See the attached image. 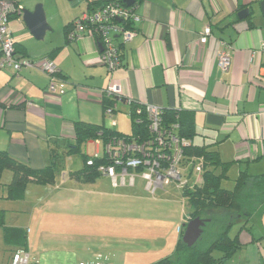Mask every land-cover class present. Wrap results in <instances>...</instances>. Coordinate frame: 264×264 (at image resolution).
<instances>
[{
    "label": "crops",
    "instance_id": "obj_1",
    "mask_svg": "<svg viewBox=\"0 0 264 264\" xmlns=\"http://www.w3.org/2000/svg\"><path fill=\"white\" fill-rule=\"evenodd\" d=\"M105 1L108 0H88L86 9L74 19ZM261 1L137 0L136 12L141 17L135 25L137 35L122 46V64L113 72L99 63V44L94 38L85 36L69 40V24L74 19L68 20L58 40L44 48L37 46L33 37L20 29L21 22L25 23L22 15L15 13L9 25L13 19H18L19 30L12 23L10 29L17 44V56L51 59L60 69L67 89L63 94L49 91L50 77L37 69H23L17 77L12 67H0V150L34 169H43L57 161L59 152L73 155L68 145L75 140V122L104 124L119 133L130 134L132 106L128 99H132L142 105L152 104L166 111L182 112L195 123L194 143L218 152L220 160L231 163L230 169L235 168L237 176L240 171L264 174V50H260L264 43V15ZM20 6L23 9L22 1ZM244 9H249V15L241 19L239 14ZM207 28L211 35L203 44L200 39ZM116 42L121 45V38L116 37ZM226 47L230 49L232 61L231 66L223 70L219 54ZM113 83L120 85L123 97L115 102L116 110L108 117L104 114L102 91ZM125 117L130 120V132H126L129 125L124 123ZM95 141L97 155L99 143ZM92 142L89 140L84 145L87 147ZM191 161L186 158L182 166L188 181L197 175ZM69 173L62 179L58 175L53 184L27 186L25 199L15 201L24 206L23 216L14 206L2 203L15 212L10 227L27 231L26 252L33 264L50 263V255L58 252L51 250L55 242L64 245L63 240L97 237V226L92 229L85 224V219H81V225L69 219L73 210L70 196L75 182L97 186L109 177L103 175L94 183H82L70 178ZM138 180L136 185L146 188L144 181ZM197 180H201L200 175ZM117 186L125 188L127 185ZM29 197L28 206L24 201ZM182 199L185 201L183 195ZM262 210L264 206L257 214ZM60 211L65 212L63 222L56 214ZM27 214L29 219H26ZM183 221L174 229L165 224L160 229L146 230L151 232V237L155 233L162 236L164 250L123 263L152 264L168 256L171 250L165 249L174 250ZM248 228L250 230L240 234L241 249L247 250L244 257L239 249L226 264H264V237L254 235L252 225L248 224ZM14 252L10 251L7 264L12 263ZM122 253L128 254L127 251ZM113 254L91 252L90 256H102L104 260L81 259L78 264H114L113 258L117 257ZM61 261L68 263L62 256Z\"/></svg>",
    "mask_w": 264,
    "mask_h": 264
},
{
    "label": "trees",
    "instance_id": "obj_2",
    "mask_svg": "<svg viewBox=\"0 0 264 264\" xmlns=\"http://www.w3.org/2000/svg\"><path fill=\"white\" fill-rule=\"evenodd\" d=\"M9 1L19 8L22 0ZM111 1L123 3V0H108L101 4L98 3L97 7ZM76 19L69 24L71 30ZM121 57L123 58V54ZM118 99L114 95L106 94L102 100L104 109L110 107L114 113L115 102ZM128 103L132 106V132L130 134L119 133L104 124L96 125L78 121L74 123L75 140L68 145L70 153H81L83 145L89 140L99 139L104 143L113 136L147 138L149 133L145 106L132 99ZM139 110L140 113H138ZM163 114L167 124L179 123L181 136L190 143L184 150L185 158L192 161L201 160L203 172L201 182H196L193 185L186 184L182 187V195L188 205L189 213L180 227V236L172 254L152 264H226L243 247L240 241L241 232L250 230L249 222L264 206V174L251 175L247 171H240L235 179L234 188L231 190L224 188L222 183L223 180L229 178L231 163L222 162L219 153L209 149L207 145L194 143V138L197 136L195 123L182 112L163 109ZM137 119H141L142 122L137 123ZM99 133L102 135L99 136ZM52 152L56 156L53 150ZM81 154L84 167L77 171H71L69 176L82 183L96 182L103 176L99 167L112 164L105 152L92 157ZM90 160L92 161L91 165L88 164ZM56 162L55 160L52 165L43 169H34L15 159L7 151L0 150V186L5 171H11L12 179L7 185L8 198L21 200L25 197L29 184L47 185L56 181L59 175V167ZM195 218H201L206 223L199 240L189 247L183 241V236L187 224ZM1 221L0 226L4 228V242L10 251H15L14 253L26 252L29 242L27 231L18 227L5 226L3 219ZM236 223H240L241 226L238 233L232 236L231 229Z\"/></svg>",
    "mask_w": 264,
    "mask_h": 264
},
{
    "label": "rangeland",
    "instance_id": "obj_3",
    "mask_svg": "<svg viewBox=\"0 0 264 264\" xmlns=\"http://www.w3.org/2000/svg\"><path fill=\"white\" fill-rule=\"evenodd\" d=\"M87 3L88 0H22L23 9L33 11L38 5L43 6L47 22L51 27V30L48 31L44 40H37L28 30L26 25L22 24V22L20 24V29L24 30V32L27 31L29 33L28 35L33 37V41L37 46L42 45L44 48L48 47L52 44V42L58 40L57 37L59 36L60 31L64 28L65 24L86 9ZM17 21L18 19H13L11 23L15 25L16 30H19ZM11 23L9 25V30L11 29ZM31 49L35 48L31 47ZM123 120L124 123L126 122L127 125H129L126 132H130V120L127 117ZM95 143L96 141L93 140V142L87 147L85 144L82 147L81 153L87 154L90 157L95 156ZM98 143L99 150L97 149V155L103 154V143L99 139L97 140V144ZM81 153L73 155L63 154V152L58 153L59 156L57 157L56 163L59 167L60 179H62L64 175H67L69 171H77L84 167ZM228 175L229 178L223 180L222 186L231 190L234 188L235 179L237 177L235 168L230 169ZM198 176L199 175L192 177V180L189 181L188 184L193 185L194 183L192 181L196 182ZM11 179V171L6 170L3 174L0 186V223L2 222L1 219H3L4 225L8 227L11 226L10 224L15 218L13 215L15 212H11L12 210L7 208V204L8 206H14L15 211L20 210V216L25 214L24 206H19V202H15L23 201L25 197L21 200H12L8 198L7 185L10 183ZM101 181V184H97V186H94L93 184H79L78 182H75V190L70 196L73 201L71 205L73 210L70 211L71 213L68 216L69 219L77 221L80 225L82 224L80 222L81 219H85L84 222H86L85 224L88 227L93 229L94 226H97V237L89 235L86 239L81 241L77 239L74 241L72 239L67 241L63 240V242H66L64 245H58L60 243L55 242V248L52 247L51 250L58 252L53 254L51 251L52 254L49 259L50 263L43 261V264H62L63 262L61 261V256L65 262H68L67 264H78L79 260H89V258H93L92 261L101 262L104 260L101 258L102 256L92 257L90 256V253L103 251L115 253L113 255L117 258H113V260H115L114 264H134L126 262L123 263V261L127 259L132 260V258L136 259L135 257H144L149 254L156 255L157 251L162 252L164 250L162 249V236L160 237L156 235L157 233H155L151 237V232H145L146 230L160 229L165 224L174 229L177 227L178 222L182 223V221L185 220L184 218L188 215L189 208L182 199L181 194L184 182L174 183L172 186L167 187L164 190H158L153 194L146 190L145 187L142 188L136 184L134 186L127 185L124 188L121 186L116 187L113 184L115 186L114 187L112 185V180L109 178L108 181ZM138 181L141 180L139 179ZM197 182L201 181L197 180ZM144 183L146 186V182ZM30 186L31 185L29 184L28 187ZM79 187H81L80 190ZM24 202L29 206L31 202L30 197L29 200ZM75 204L76 206L74 207ZM77 205L80 206L75 209ZM3 209L9 212L5 213L6 211ZM55 211L56 210H54V212ZM56 214L58 219H62V222L66 219V216H64L65 212L60 211ZM26 217V219H29L28 214ZM66 224L67 222L65 225ZM249 225L253 226L252 230L254 235L264 237V210L259 212L250 221ZM240 226V223L235 224L234 228L231 229L232 236H235L238 233ZM3 235L4 228L0 226V264H7L8 258L10 257V251L8 250L9 247L4 242ZM56 238L58 237H54V239ZM69 238L73 237H66V239ZM158 247L160 249H158ZM165 250H171L169 255L173 252V248ZM66 251L70 253L67 255ZM123 251H127L128 254H123ZM246 251L247 250L241 249L239 252L241 253L240 255H242V258L244 257V253H246ZM58 253L59 256H57ZM216 254L218 255V253ZM56 258L57 261H55Z\"/></svg>",
    "mask_w": 264,
    "mask_h": 264
},
{
    "label": "built area",
    "instance_id": "obj_4",
    "mask_svg": "<svg viewBox=\"0 0 264 264\" xmlns=\"http://www.w3.org/2000/svg\"><path fill=\"white\" fill-rule=\"evenodd\" d=\"M21 12V6L17 8L9 0H0V67H12L17 77L23 69L40 70L50 77L49 91L65 93L67 86L61 78V71L51 59L17 56L16 43L9 30V22L15 13ZM140 21L136 5L128 7L122 2L111 1L76 19L68 37L70 41L85 36L94 38L99 44V63L113 72L121 66L122 46L131 42L137 35L135 25ZM210 35V28L205 29L200 42L207 43ZM116 37L121 38V45L116 42ZM260 50H264V43ZM231 61L230 49L226 47L219 54L220 67L227 70L231 66ZM102 94V100L106 94L119 99L123 97L118 83L111 84L102 91ZM144 106L148 120V137L143 139L128 136L109 137L104 142V152L112 164L100 166L99 171L109 177L115 186L119 184L134 186L137 180L141 179L146 182L147 190L153 194L177 182L188 184L182 166L186 160L184 150L190 143L181 136L179 123L167 124L163 108L159 106L152 104ZM140 112L139 110L138 113ZM104 114L112 117V108L104 109ZM136 122L142 121L137 119ZM101 135L102 133H99V136ZM190 163L195 174L201 176L203 162L196 159ZM88 164L91 165L92 161H88ZM11 264L32 263L28 253L20 251L13 254Z\"/></svg>",
    "mask_w": 264,
    "mask_h": 264
},
{
    "label": "water",
    "instance_id": "obj_5",
    "mask_svg": "<svg viewBox=\"0 0 264 264\" xmlns=\"http://www.w3.org/2000/svg\"><path fill=\"white\" fill-rule=\"evenodd\" d=\"M123 3L128 7H132L136 4V0H123ZM260 7L264 15V0L261 1ZM21 15L25 25L36 39L43 40L46 33L51 30L42 5H38L33 11L22 9ZM248 15L249 9H244L239 14V17L241 19H245L248 17ZM205 223L206 221L201 218H195L189 221L183 236V241L189 247L193 246L199 240L200 236L202 235Z\"/></svg>",
    "mask_w": 264,
    "mask_h": 264
},
{
    "label": "clouds",
    "instance_id": "obj_6",
    "mask_svg": "<svg viewBox=\"0 0 264 264\" xmlns=\"http://www.w3.org/2000/svg\"><path fill=\"white\" fill-rule=\"evenodd\" d=\"M136 5V4H135ZM134 6V5H133Z\"/></svg>",
    "mask_w": 264,
    "mask_h": 264
}]
</instances>
